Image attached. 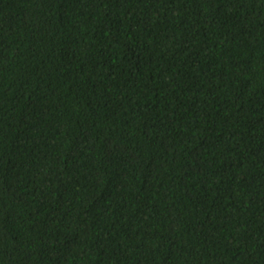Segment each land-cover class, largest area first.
<instances>
[{"label":"trees","instance_id":"trees-1","mask_svg":"<svg viewBox=\"0 0 264 264\" xmlns=\"http://www.w3.org/2000/svg\"><path fill=\"white\" fill-rule=\"evenodd\" d=\"M0 264H264V0H0Z\"/></svg>","mask_w":264,"mask_h":264}]
</instances>
